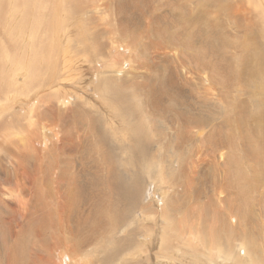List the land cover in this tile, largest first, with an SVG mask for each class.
Wrapping results in <instances>:
<instances>
[{
	"label": "bare ground",
	"instance_id": "1",
	"mask_svg": "<svg viewBox=\"0 0 264 264\" xmlns=\"http://www.w3.org/2000/svg\"><path fill=\"white\" fill-rule=\"evenodd\" d=\"M247 1L12 0L14 9L33 15L32 45L25 62L10 58V52L0 55V102L18 99L7 109L0 105V223L9 232L7 244L3 241L7 246L0 247V264H32V252L39 254L37 264H46L44 259L52 258L53 251L65 250L74 254L76 262L125 264L128 259L134 264L148 256L145 249H135L141 246L137 239L147 240L149 252L155 246V236H147L150 229L136 221L138 205L142 216L162 230L165 253L155 254L160 261L179 256L264 264V29L239 19L240 12L247 11ZM256 1L264 16V0ZM34 3L38 11L33 10ZM41 5L46 13H41ZM62 11L67 12L64 17ZM0 12L2 41L13 32L16 16H6L3 3ZM144 15L145 29L138 32L136 26ZM55 21L61 33L45 47L37 45V32L51 30ZM96 35L107 40L100 43ZM151 37L170 46L163 56L162 46L156 47L153 60L143 62L141 48ZM128 38L140 65L125 70L111 58L115 43ZM38 53L46 60H36ZM94 60L101 69L93 73V86L91 80L87 83L100 98L98 106L91 100L94 95L87 96L82 66ZM200 142L208 145L213 159L197 160ZM24 149L31 152L34 163L26 159ZM88 150L94 152V159ZM2 160L26 174L30 183L25 202L5 198L3 186L10 172L2 167ZM153 166L155 178L161 177L157 191L168 181V190L175 192L173 201L163 196L161 204L172 205L177 214L185 210L180 205L185 194L180 185L191 197L196 187L213 191L209 179L216 182L220 194L225 192L222 184L226 185L222 178L236 188L241 198L236 205L219 200L227 203L224 208L229 212L224 240L200 243L206 250L215 245L216 259L193 247V237L182 239L178 233L165 237L166 219L159 220L162 215L153 219L146 203L156 191L146 179ZM206 168L214 171L203 174ZM193 198L191 205L201 206L202 197ZM154 202L160 204V199ZM212 211L216 217L227 212ZM249 232H256L252 244H247ZM64 234L82 239L67 245L61 242ZM180 245L190 248L179 250Z\"/></svg>",
	"mask_w": 264,
	"mask_h": 264
},
{
	"label": "rangeland",
	"instance_id": "2",
	"mask_svg": "<svg viewBox=\"0 0 264 264\" xmlns=\"http://www.w3.org/2000/svg\"><path fill=\"white\" fill-rule=\"evenodd\" d=\"M245 1H247V0H245ZM255 2L260 7L259 3L256 0H252L250 2L247 1L245 4V6L247 7V11L240 12V18L239 19L245 24H250V25H256V24L260 25L261 24L262 28L264 29V16L262 14H260V12H261V11H259L260 8L256 7ZM1 3L4 4V9H6V11H7L6 16L8 14H11V13H14L16 16V21L14 22L13 32H11L9 35H4V38L6 40L0 41V44H2L4 46V48L2 50H0L1 51L0 52L1 58H3L7 52H10V55H11L10 58H14V57L18 58L19 57L18 59L19 60L21 59L23 62H25V60H24L25 58H26V60H30L31 45H32V42H30V39H32V21H33L32 16L33 15L29 16L26 13H24V11H22V10H17L16 8L14 9V6H12V0H0V4ZM41 6H42L41 13H46L47 10L45 9V6H43V5H41ZM33 10L38 11L36 9V3L33 4ZM62 12H63V17H64L67 12L66 11H62ZM1 13L2 12H0V19L3 18V17H1ZM73 13L76 16V13L75 12H73ZM145 16L146 15H144L140 18V22L136 26V29L138 32H142L145 29V23H144ZM54 17H56V16H54ZM186 23L187 22H185V24ZM50 25L52 26L51 30L49 28V30H39L37 32V34H36V36H37L36 44L37 45H39L41 47H45L48 45L51 37L54 39L59 33H61V30L57 27L58 21L51 22ZM171 31H173V30H171ZM96 36L100 37V38L97 37V40L100 43L107 40L106 37H104V39H102L100 35H96ZM128 39H126L127 42L123 41V40H121V41L119 40V42L115 43L117 50L115 51L113 57L111 58V61L112 62L114 61V64L117 63L116 66L120 67V65H121V67H124L123 69H125V70L129 69L132 65L133 66H139L140 65V63H136V61L140 59L138 57L137 58L135 57L136 56L135 53L137 51H134V49L131 48L132 46L131 47L129 46V45H132L131 43H133V41L130 38H128ZM147 39H149V40H147ZM147 39H145V41L147 43H145V41L143 42L144 48L143 47L141 48L142 49L141 51L144 52V54H143V52L140 54V57H142V59H144L143 62H147L148 60L149 61L153 60V57H155L154 55H156L153 53V51L156 49V47L162 46L161 50L158 48L159 51L162 52L161 53V55H162L163 51H167L168 46H170L164 40L161 41L158 38L155 39V38L151 37V38H147ZM188 39H190V38H188ZM150 40H151V43H150ZM139 41L140 40H138V42ZM74 45H75V43H72V48H69V51L67 54L70 59H72L71 58L72 55L70 53L72 52V54H73V51L75 50V48H73ZM139 46H140V44L137 45L136 47H139ZM5 49H6V51H5ZM137 54H138V52H137ZM121 58H123V59H121ZM134 58H136L135 62H134ZM171 59H172V57H171ZM36 60L42 61V60H46V59L44 58V56L41 53H38L36 55ZM120 61H121V63H120ZM86 63L88 65H86ZM94 63L96 66L94 65ZM94 63L93 62H90V63L85 62L82 65L83 69L85 70L84 82L86 83L87 86H88L87 82H90V80L92 81L91 86H93L94 74H96L97 69H101V68H99V65L97 64V62H95V60H94ZM93 67H95L96 69ZM85 68H87V69H85ZM87 76L88 77L90 76V77L86 78ZM97 76L99 77L100 75H97ZM78 88L79 87H77L76 85H72L71 89H73L75 91H79ZM88 88H89V94L90 95L87 94V96L89 98H91L90 96L94 95L93 96L94 98H91V100L93 102H96V104L98 106L100 103V98L98 97L97 92L95 91V93H94L91 90L90 86H88ZM47 91H49V90H47ZM84 92H86V91H84ZM20 98L24 99V97H20ZM14 99L18 100L17 98L13 97V99H11V100L1 101L0 105H4L7 109L11 105V103ZM60 106L62 107L61 104H60ZM153 112L159 113L157 109H154ZM49 121L52 122L54 120L51 119ZM67 121H68V119H67ZM52 129L55 131L54 128H52ZM75 134H77V130H75ZM51 135H52V133H51ZM1 140H2V138L0 137V143H2ZM7 144H8V146H10V147L12 146V148H14V146L11 144V142H9ZM195 148H196V143L194 144V146L192 148V152L195 150ZM15 152L17 153L18 150H16ZM87 152H88L87 153L88 155H90V154H91L90 156L93 155V157H91L92 159L95 158L94 152L92 150H90V151L88 150ZM160 152L166 154V150L162 149ZM189 152H190V150H188V152H187L188 156L193 161V157L191 155L192 152L191 153H189ZM0 153H1V151H0ZM23 154L26 157V159L30 160L31 162L33 161V160H31L32 154L29 150L24 149ZM196 154H197V156H196L197 160L208 161V160L213 159V157L211 156V150L209 149L208 145L205 143H201V142L198 143V146L196 149ZM235 154H237V153H234V155ZM152 156L154 158H157L156 154H152ZM237 158H238V156H237ZM33 163H34V161H33ZM1 165L5 170H8L10 172L8 179L4 182V186H3L4 190L6 192L5 198H9L12 200L19 198L23 202H25L27 199V196H28V187L26 184L30 183V182L26 181V174L24 173L23 170H17V171L13 170L11 167H9L8 163L4 160H2ZM219 167H220V165H219ZM221 168H222V166L220 167V169ZM130 171H131V169H130ZM205 171L206 172H204L203 174L214 171V168H206ZM200 177L203 180L205 178V176H204V178H203V176H199L197 179L201 180ZM146 179L149 181L150 184H152L154 186L153 189H156V186L159 184V181H161V177L159 178V180H157L155 178L154 166L152 167L151 175H149ZM54 180H56V179H54ZM157 181H158V183H157ZM211 181L212 180L209 179L208 184H210V183L213 184V186L210 187V188L214 189L213 191L206 190L205 192H203L202 188H197V187L194 188L192 191L194 196H198V198L202 197L203 203L201 204V206H200V203H196V204H198L196 206H195V204L191 205V203H193L192 199H194L193 198L194 196L191 197V194L188 193L186 186L180 185V186H182L181 191L185 192L184 196H182L183 200H181L180 205L185 207V210H181L180 213H178V214L175 213L171 209L170 206H172V205H170V206L166 205L165 201L162 203L163 205L161 204L163 196L165 198L171 197L170 199L172 201L174 200L175 192H174V189H172V191H171V189L168 190V188H169L168 187L169 186L168 181H165V183L167 182L166 186H164L165 188L163 187V189H162V191L164 193H161L162 191L159 192L156 189V191H154L152 193L151 198L146 199V203L148 205H150L149 211L152 212V215L154 216L153 219L161 217V215H162V217L159 220H162V218L166 219L167 222L165 224V237H175L173 235L177 234V233L178 234L176 236H179L182 239H187V237L188 238L193 237L192 241L194 243H191V245L193 247H195L201 253L210 255L211 257L216 259V250H215L216 246L214 245L209 250H206L205 248H203L200 245V243L203 240H204V242H205V240L210 242L209 241L210 238L213 239L215 242H221L224 240L225 233H226L225 222L229 223V221L227 220V218H228L227 214H229V212H228L227 208H224V207H225V205H227V203H228V205L233 204L232 206L236 205L237 200L241 199V198L239 197L240 194H238L237 190H235L236 188L234 189L230 185V183H228L226 180H224V178H222L221 181L223 183H226V185L222 184L223 188H225V192H223L221 194H220L219 188L215 186L216 182L214 183V181H212V182ZM52 182H53V185L56 186V183L54 181H52ZM104 186L105 185H103L102 187H104ZM177 189H178V187H177ZM263 189H264V187H263ZM156 198L160 199V204H158L157 202L155 204L154 201L156 200ZM220 198L224 199V200L226 199L225 201L227 203L224 201L223 202L219 201ZM230 199H232V200H230ZM174 203H179V200L174 201ZM123 207H124V205H121V208H123ZM188 207H190V209H189L190 211L188 210ZM194 208H196V209H194ZM208 208H210V209H208ZM211 208L214 210L218 209L219 213L222 212L223 210L224 211L226 210L228 213L224 212V214H223V212H222V213L218 214V217H216ZM220 208H221V210H220ZM222 208H224V209L222 210ZM191 209H192V211L193 210L198 211L199 214L197 216H195L194 212H192ZM187 210H188V212H187ZM189 212H192V215ZM159 213H161V214H159ZM166 213L167 214L169 213V214L167 215ZM136 215L138 216V218L135 217L136 221L141 222L143 224V227L146 226L150 229L151 234H149L147 236L149 238L155 236L153 238L155 246H154V250H152V252H149V246H148L147 240L145 241V240L137 239L140 242L141 246H136L135 249L137 247L145 249V251L148 253V256L145 255V256L140 257L141 259L139 261H136V263H134V264H226L222 259H216V261L210 262L205 257H203L202 260H199V261H192V260L185 258V257L182 258L179 256H175V258L172 260H169L167 258H163L160 261L159 258L157 259L155 257V254L159 253V252L165 253L163 247L161 248L162 230L159 229L160 228V227H158L159 225H154V223H153V222H155L154 220L153 221H151V220L147 221V217L142 216V214L140 212V206L139 205L136 208ZM193 216H195V217H193ZM21 218H22V216H21ZM160 223H161V221H160ZM167 223L169 225H167ZM170 223H171V227H170ZM66 225H67L66 228L69 229L68 228L69 224L67 223ZM233 225H236V223ZM233 225H232V227H233ZM36 226H39V223L36 224ZM167 229H169V230L166 232ZM170 229L174 230V231L170 232ZM0 232H1L0 233V235H1L0 236V239H1L0 240V247L7 246V245H5V243L7 244V241L4 239H6L5 238L6 236H9L8 235L9 232H8V230H5L3 223H0ZM246 236L249 238V239H247V244H252L256 240V232H249V234H247ZM61 239H62L61 242L67 243V245H75L82 238H75L69 234H64L61 237ZM165 240H166V242H168L167 238H165ZM3 241L4 242L6 241V242L4 243ZM1 242L3 244H1ZM173 246L176 247L177 243H173ZM178 248H179V250L188 251L190 246L189 245H180ZM123 255L124 254H122V256ZM67 257H68V259H67ZM31 259H32L31 260L32 264H37L36 261L39 259L38 252H32L31 253ZM125 259H126V256H125ZM125 259H122V260H125ZM44 260L45 261L48 260V262L46 264L49 263V260H51V263H49V264H87L86 259H79L76 262L74 254L72 252H69L66 250L64 251V253H61L60 251H56V252L53 251L52 258L46 257ZM127 260L128 259H126L125 264H128ZM131 264H133V261Z\"/></svg>",
	"mask_w": 264,
	"mask_h": 264
}]
</instances>
